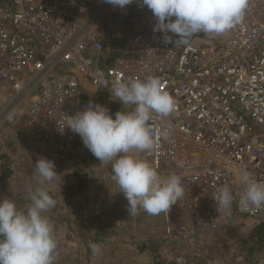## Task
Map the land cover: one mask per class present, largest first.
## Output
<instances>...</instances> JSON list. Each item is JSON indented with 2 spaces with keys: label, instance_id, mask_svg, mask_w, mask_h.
Instances as JSON below:
<instances>
[{
  "label": "built area",
  "instance_id": "obj_1",
  "mask_svg": "<svg viewBox=\"0 0 264 264\" xmlns=\"http://www.w3.org/2000/svg\"><path fill=\"white\" fill-rule=\"evenodd\" d=\"M121 10L104 0H0V134L23 125L38 145L72 153L80 136L61 134L57 122L84 110L83 84L97 104L131 111L112 97V85L158 78L175 110L152 114L153 148L135 155L161 176L179 175L184 196L169 212L137 214L160 219L173 243L249 219L263 227L253 264H264V205H240L239 178L246 170L264 182V0H247L228 32H200L187 43L165 44L149 23L121 45L111 36ZM100 180L127 202L113 174ZM225 185L233 202L219 214L212 196Z\"/></svg>",
  "mask_w": 264,
  "mask_h": 264
},
{
  "label": "clouds",
  "instance_id": "obj_2",
  "mask_svg": "<svg viewBox=\"0 0 264 264\" xmlns=\"http://www.w3.org/2000/svg\"><path fill=\"white\" fill-rule=\"evenodd\" d=\"M121 9L134 0H104ZM146 6L155 18L153 32L162 33L165 44L187 43L188 38L203 32L221 35L238 24L245 13L247 0H136ZM171 33V35H169ZM173 37H176L173 41ZM114 96L131 111H118L115 118L106 107L89 102L74 115L57 122L64 134L70 130L82 139L84 146L101 162L112 164L113 179L128 202L127 211L136 215L143 210L159 215L170 210L184 196L182 178L171 174L161 176L147 161L137 159L133 152L153 148L152 114L168 117L175 110V100L163 91L161 81L155 77L145 80H117L112 85ZM39 184L55 181L59 174L55 163L41 157L35 162ZM245 186L240 205H264V182L253 179L246 170L240 173ZM30 205L20 210L9 198H0V264H54L58 242L54 226L46 215L56 206L45 187H27ZM217 210L230 211L233 196L228 186L217 188L212 196ZM93 254L99 255L98 244H90Z\"/></svg>",
  "mask_w": 264,
  "mask_h": 264
},
{
  "label": "crops",
  "instance_id": "obj_3",
  "mask_svg": "<svg viewBox=\"0 0 264 264\" xmlns=\"http://www.w3.org/2000/svg\"><path fill=\"white\" fill-rule=\"evenodd\" d=\"M83 86L81 104L85 109L90 101L97 103L89 87ZM108 108L113 118L121 111L119 106ZM41 157L53 161L59 174L55 181L44 185L39 184L35 174V162ZM113 163L101 164L81 138L72 153L58 154L49 146L38 145L28 128L20 125L0 134V198H9L26 211L31 203L27 187L48 190L56 200V206L46 213L58 242L54 264H155L150 258L145 259L147 247L135 245L121 235L128 223L113 218L109 211L110 202H125L115 198L100 180L103 174H113ZM127 217L135 221L136 216ZM254 226L253 232L259 233L261 240L263 227ZM92 243L100 246L99 255L92 253ZM255 256L251 258L252 264Z\"/></svg>",
  "mask_w": 264,
  "mask_h": 264
},
{
  "label": "rangeland",
  "instance_id": "obj_4",
  "mask_svg": "<svg viewBox=\"0 0 264 264\" xmlns=\"http://www.w3.org/2000/svg\"><path fill=\"white\" fill-rule=\"evenodd\" d=\"M149 23H156L151 10L146 6L141 7L134 0L113 19L111 36L120 40L122 45L131 33L143 30ZM131 154L135 155V152ZM117 202L109 203V211L113 218L128 223L121 235L135 245L147 247L145 259L150 258L153 263L177 264L174 259L181 256L185 261L178 264H252V256L259 251V233L253 232L255 224L246 218H235L219 231L190 241L173 243L164 236L160 219L155 217L146 221L136 214L134 221L127 217L130 215L127 211L128 203Z\"/></svg>",
  "mask_w": 264,
  "mask_h": 264
},
{
  "label": "trees",
  "instance_id": "obj_5",
  "mask_svg": "<svg viewBox=\"0 0 264 264\" xmlns=\"http://www.w3.org/2000/svg\"><path fill=\"white\" fill-rule=\"evenodd\" d=\"M155 264H159V263H155Z\"/></svg>",
  "mask_w": 264,
  "mask_h": 264
}]
</instances>
